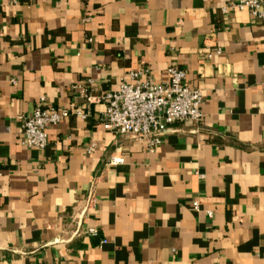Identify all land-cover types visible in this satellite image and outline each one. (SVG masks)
Here are the masks:
<instances>
[{
	"label": "crops",
	"instance_id": "obj_1",
	"mask_svg": "<svg viewBox=\"0 0 264 264\" xmlns=\"http://www.w3.org/2000/svg\"><path fill=\"white\" fill-rule=\"evenodd\" d=\"M234 1L0 0V264H264V23L224 12ZM169 66L200 90L202 120L152 152L79 92L141 67L166 82ZM41 97L73 114L28 148L21 117Z\"/></svg>",
	"mask_w": 264,
	"mask_h": 264
},
{
	"label": "built area",
	"instance_id": "obj_2",
	"mask_svg": "<svg viewBox=\"0 0 264 264\" xmlns=\"http://www.w3.org/2000/svg\"><path fill=\"white\" fill-rule=\"evenodd\" d=\"M247 9L252 18L264 23V0H235L223 8ZM216 49V52H219ZM207 57L212 51L205 49ZM169 79L166 82H154L143 76L142 67L138 71L129 70L121 79L116 90H108L97 97L79 90L86 98V105L98 99L104 103L100 122L104 129L113 130L127 135L146 145L152 152L162 141L170 126L181 122L199 123L202 120L200 104L202 94L198 88H189L185 82L186 74L176 66H169ZM86 119L90 115L89 108L83 111L78 108L74 112ZM73 112L68 109H57L48 104L43 97L39 98L33 112L22 116V144L28 148L43 149L48 145L49 126L68 118ZM93 150V146L89 148ZM124 162L122 156L113 155L108 159V165L117 166ZM95 206V197L90 190L75 206L73 220L78 228H82L84 220ZM193 208L199 209V201H193ZM211 216L212 212H208ZM86 232L96 235L95 228H87Z\"/></svg>",
	"mask_w": 264,
	"mask_h": 264
}]
</instances>
